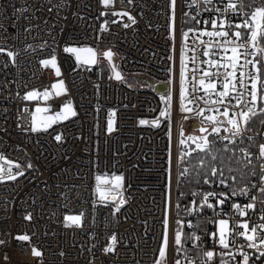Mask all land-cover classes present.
<instances>
[{
	"label": "built area",
	"instance_id": "1",
	"mask_svg": "<svg viewBox=\"0 0 264 264\" xmlns=\"http://www.w3.org/2000/svg\"><path fill=\"white\" fill-rule=\"evenodd\" d=\"M234 2L241 13L250 14L262 6L254 0ZM227 3L213 0L204 5L201 0L197 6L191 0H175L172 25L171 0H113L109 8L100 0H0V48L6 50L0 52V157L20 167L0 163L11 168L13 175L24 172L15 180L0 182V241H4L0 244V264H156L165 221L168 244L164 264H176L177 260L181 264H201L207 259L202 253L207 251L216 253L208 264H220V253L226 250L218 242L219 220H227L230 229L243 222L249 229L264 223L260 220L264 197L259 191L264 159L257 158L258 145L264 143V126L253 122V131L244 133L243 141L236 137L232 143L231 133L225 130L230 127L225 117L205 111L204 116L224 121L213 124L197 116L195 110H185L195 108L188 103L193 81L196 95H204L199 79L207 85L217 77L203 73L211 74L218 68L223 72L220 65L227 64L232 55L230 50L225 53L217 49L225 38L200 33L223 30L231 36L235 29L228 23L240 24L247 19L225 11ZM213 19L217 20L216 29L211 25ZM67 47L91 48L96 53L95 65H81L64 51ZM9 51L14 61L7 55ZM107 51L114 54L120 80L112 77L104 58ZM53 58L67 93L60 98L52 95L44 102L49 111L37 116L36 104L56 81L52 67L43 63ZM256 59H260L259 54ZM257 67L264 80V65ZM180 70L184 72L183 104L178 97ZM241 70L238 66L237 77ZM245 71H253L252 66ZM157 85L167 86L166 92L157 93ZM221 90L217 82L216 89L209 92ZM32 91L40 95L26 99ZM69 102L75 116L41 121L63 114L62 105ZM199 107L223 110V106L203 101H199ZM164 108L166 114L161 118ZM34 117L39 126L33 125ZM109 121L113 123L111 131ZM193 124L195 131L207 129L202 136L211 134L213 142L234 153L240 169L232 179L218 175L213 167L211 173L215 170L216 175L211 174L205 180L208 182H189L186 170L179 166V147L181 132L194 130L190 128ZM214 127L220 128L218 134ZM57 135L60 140L55 139ZM245 152L253 154L251 161ZM98 175L123 177L117 199L98 198L94 187ZM241 189L247 194L232 195ZM209 192L217 194L209 197L215 208L198 207L203 194ZM217 199L224 203L217 204ZM121 200L125 202L121 204ZM250 202L255 208L246 209L245 216L233 207ZM66 215L79 216V222L66 224ZM177 229L181 230L183 246L179 254L174 242ZM236 231L244 229L237 227ZM22 235L29 240L16 238ZM113 235L115 244L110 239ZM247 243L244 237H236L237 246ZM108 247L114 250L106 252ZM34 250L42 255L34 256ZM231 250L235 252L236 248ZM244 250L251 254L249 264H264V257L257 259L255 249ZM241 261L237 254L233 264Z\"/></svg>",
	"mask_w": 264,
	"mask_h": 264
},
{
	"label": "snow or ice",
	"instance_id": "2",
	"mask_svg": "<svg viewBox=\"0 0 264 264\" xmlns=\"http://www.w3.org/2000/svg\"><path fill=\"white\" fill-rule=\"evenodd\" d=\"M102 2L107 5L109 3V0H102ZM131 2V0H129ZM173 8L175 6V0H171ZM193 4H196L197 6L200 5L201 0H191ZM223 2V0H221ZM202 3L204 5H209L213 3V0H202ZM204 10H207L206 8ZM215 11H220L219 8L214 9ZM231 10L233 12H237L238 15L246 16L247 19H244L242 23L240 24H231V22L228 23L229 28H234L235 31L232 32L231 36H229L228 31H207L204 30L200 33V35L208 36V37H223L225 38L222 43L217 45L218 51H224L225 53L227 51H231L232 55L228 57V63L227 64H221L220 67L224 68L223 72L219 71V68L214 73H208L204 72V76H214L217 77L216 81L210 80L207 85H205V80L203 78L199 79L198 83L200 86L203 87L204 95H196V92L198 89L196 88L195 84L196 82L193 81V87L192 92L190 94V98L188 99V103L195 106V108H186L185 110L187 112L196 111L197 116H202L203 119L208 120L212 122L213 124L217 123H224V121H217L215 116H204L205 111H213L219 113L221 116L226 118V122L228 125H230L229 128L225 129L226 131L231 133L232 136V143H235L236 137H239L241 141L244 139V133L253 131V128L250 127L253 122L256 124H259L261 126H264V80L260 77V71L261 68L257 67V65H264V6L257 7L253 12L249 13H241L238 10L237 4L234 2V0H228V3L225 6V11ZM117 15H127V13H116ZM132 19L131 17H129ZM193 19H195V16H193ZM133 22H135L133 20ZM199 23V21H197ZM207 23V22H205ZM211 25L213 29L217 28V20L213 19L211 21ZM125 27H128L127 24L124 25ZM220 27H224V21L221 20ZM244 29V32H241L239 29ZM191 31V30H190ZM187 36V33H185V37ZM207 43L211 44L212 41L209 40ZM227 46H231L230 48ZM243 49V51H241ZM6 51L3 48H0V52ZM65 52H72L76 54V59L78 61H81V63H87V64H93L95 63V52L91 48H71L67 47L64 49ZM80 53H88L89 56L85 57L83 60H81ZM259 54L260 59L257 60L256 56ZM7 55L15 60V56L12 52H7ZM104 55L107 57V59L111 62L113 58V53L111 51H107L104 53ZM205 56L208 55V52L204 53ZM251 57V59L249 58ZM242 58V62H241ZM195 59V58H193ZM44 65L47 66L49 63L52 64L53 67L56 66L55 58H53L51 61L45 60L43 61ZM251 65L253 71H245L248 69V66ZM239 66L240 69H242L239 72V77H237V67ZM115 67V66H114ZM231 68L232 70L229 71L228 69ZM199 71V69H196ZM56 74L59 76L60 71L59 68H56ZM223 77L222 80H219V77ZM115 78L117 80L122 79L121 74L119 72L115 73ZM238 79V83H237ZM251 81V84L249 85L245 81ZM217 82L220 83L222 90L221 91H214L209 92V89L215 90L217 87ZM258 84L260 87L258 88ZM63 82L61 81L59 84L53 85V88H59L62 87ZM39 93L36 91L29 92L26 99H33L36 98ZM43 97L45 99L48 98L49 92L46 90L43 94ZM213 95L217 97L216 99H213ZM230 97V99H229ZM185 98L181 97V100L183 101ZM235 100L236 103L232 104L231 101ZM199 101H203L205 104L208 105H218L223 106V110H221V107H209L208 109H201L199 107ZM258 101L260 103H258ZM243 105V107H241ZM65 109H68L71 111L72 105L69 102L68 104L64 105ZM232 109H240L239 111H231ZM37 112L40 111H49V109H36ZM231 111V115H230ZM71 115L75 116V111H71ZM161 115H164V113H161ZM60 118H67L66 116H63L61 113H57L55 116L47 117L46 119L49 122H55L57 119ZM141 123H145V121H141ZM33 125H35V117L33 118ZM33 130H35V127H33ZM201 132L207 131L206 128H199L198 129ZM213 131L217 134L220 131L219 127H214ZM260 134V133H258ZM60 136L57 135L55 137L56 140H60ZM189 139H192L195 141L197 138L190 137ZM204 140V145L197 144V148H201L203 150L204 147L207 146V138H202ZM225 139H228V137H225ZM247 139L251 140L253 137L248 136ZM181 143L183 144L184 141L182 140ZM259 156L258 159H264V143L259 144ZM241 151H244L243 149ZM186 155H190V153H186ZM252 153L245 152V156L251 161ZM0 159H3V157H0ZM12 163V162H8ZM17 168H19V165H16ZM28 167H31L29 164ZM261 168L264 169V164L261 165ZM4 169L0 167V172H3ZM8 179L9 180H15L17 177L16 175H13L11 172V168L8 169ZM19 175H24L23 171H20L18 173ZM183 174V173H182ZM213 176L216 175V171L212 170L211 173ZM222 175V174H221ZM99 180L100 177H97ZM117 181H122L123 177H115ZM4 177L0 176V182H3ZM262 183L259 188V191L261 193V197H264V177H261ZM208 182V181H205ZM221 183H224L223 179L220 181ZM255 187V186H253ZM99 191V189H98ZM237 194H247L246 189H241L239 193L236 191L232 192V195ZM193 195H196L193 193ZM223 195L225 199H227L226 194H220ZM216 193H206L202 196V203L198 207L207 206L209 208H215V205L212 203H209V197H216ZM101 198H103V193H101ZM125 201L121 200L120 203L123 204ZM223 199H217V204H223ZM262 203H264V199H262ZM195 205V201L193 202ZM178 207V206H177ZM233 207L237 210V213L240 216H245L247 214L246 209H254L255 205L254 203H248L245 206H241L239 204H234ZM119 207L116 208V211L119 212ZM195 211V207L192 209ZM28 219H31V216L27 217ZM69 219H73L72 217H69ZM77 221H79V217L75 218ZM260 220L264 221V208L261 209V215ZM165 223V235L163 237V247L159 252V258L160 260H163L165 258V249L167 248L168 244V238H167V221ZM179 224V221L177 222ZM191 226V225H189ZM242 228L244 231L237 232L236 228ZM259 230V231H258ZM213 238H216V233L211 234ZM244 237V239L248 242L246 245L242 244L237 246L236 244V237ZM18 240L27 241L29 240V237L27 235H22L16 237ZM193 238V237H189ZM230 238V242H229ZM113 242V244L116 243V236L113 235L110 238ZM194 239L196 241L200 240L199 236H194ZM175 245L178 246L177 252L178 254L183 251V246L181 244V230L177 229L175 232V238H174ZM219 244L222 246L223 249L226 251L221 252V261L220 264H233L234 261H236V256L239 254L240 257H242V261L240 264H249V260L251 258V254L245 251V248H251L255 249V252L258 254L257 259L259 257H264V223H258L249 229V224L247 222H243L240 224H233L231 229L229 228V222L227 220L221 219L219 220V238H218ZM4 241H0V244H3ZM235 247L236 251L233 252L231 248ZM114 249L113 247H108L106 249V252H112ZM34 255L39 257L42 255L41 252L34 250ZM203 257H206V260H202L201 264H208V261H211L212 258L216 255L213 251H207L202 253ZM224 257H229L230 259H225ZM188 258L185 256V260ZM156 264H160V261L157 260ZM176 264H181L180 260L176 261ZM189 264H194L193 261H189Z\"/></svg>",
	"mask_w": 264,
	"mask_h": 264
},
{
	"label": "trees",
	"instance_id": "3",
	"mask_svg": "<svg viewBox=\"0 0 264 264\" xmlns=\"http://www.w3.org/2000/svg\"><path fill=\"white\" fill-rule=\"evenodd\" d=\"M264 6V0H254ZM207 146L201 150L194 142L186 139L180 143L179 147V166L185 169L190 183H203L211 178V168L216 167L218 175H224L229 179L234 177L235 171L240 169L239 163L230 149H225L217 145L212 140V135L207 134ZM181 137V141L183 140ZM204 138V137H203ZM185 139V138H184ZM203 141V139H202ZM190 153V155H186Z\"/></svg>",
	"mask_w": 264,
	"mask_h": 264
},
{
	"label": "rangeland",
	"instance_id": "4",
	"mask_svg": "<svg viewBox=\"0 0 264 264\" xmlns=\"http://www.w3.org/2000/svg\"><path fill=\"white\" fill-rule=\"evenodd\" d=\"M112 3H113V0H109V3L107 5H105L102 0H100V4L105 7V8H109L112 6ZM173 20H174V8H173V5H172V13H171V21H172V25H173ZM52 59H49V61H51ZM48 65H50L54 71V75L56 77V81H54L51 85H50V90H47L49 92V96L47 99H45L43 97V95L41 96L40 98V101L36 104L35 106V109H34V112L37 116H40L42 114V112L44 111H40V112H37L36 109L37 108H40V109H45V106H44V102L47 101L49 98H51V96H55L56 98H60V97H63L66 93H67V90H66V87H65V83L64 81L61 79V74L58 76L56 74V68H58L57 64L55 67L52 66L51 63H49ZM180 73V76H179V91H178V97H179V101L181 104H183L184 101L181 100V97L183 95L184 97V72L183 71H179ZM63 82V85L62 87H59V88H53V85H56V84H59L60 82ZM45 92V91H44ZM66 105V104H64ZM64 105H62V112H63V115L66 116L67 118L71 117V111H74L73 110V106L71 108V111L68 110V109H65L64 108ZM65 118V119H67ZM41 121L45 122V121H48L47 119L43 118L41 119ZM34 126H39V123L35 120V125ZM113 123L112 121H109L108 122V131H111L113 128ZM183 133V141L186 139L188 140H191V142H194L195 146L197 147V144H200V145H204V140L202 141V138L205 137V136H202L200 131H195L194 130H189L188 129H183V131L181 132ZM190 137H195L197 138L195 141H193L192 139H189ZM0 167H2L4 169L3 172H0V176H3L5 171L8 169L7 166L3 165L0 163ZM97 177H100V179L98 180ZM115 177H118V176H106V175H98V176H95V179H94V187H95V191L97 193V196L98 198L101 200V201H112L114 199H117L119 196H118V192L121 188V181H117L115 179ZM99 189V191H98ZM101 193H103V198H101ZM69 217H72L73 219H69ZM76 217H79V216H76V215H66L65 216V219H64V222L66 224H76L78 223L79 221H77L75 218ZM163 247V244L161 246V249ZM160 249V250H161ZM165 252H166V249H165ZM33 255H34V251H33ZM35 256V255H34ZM159 261H160V264H164L165 262V258L163 260H160L159 258Z\"/></svg>",
	"mask_w": 264,
	"mask_h": 264
},
{
	"label": "water",
	"instance_id": "5",
	"mask_svg": "<svg viewBox=\"0 0 264 264\" xmlns=\"http://www.w3.org/2000/svg\"><path fill=\"white\" fill-rule=\"evenodd\" d=\"M68 53L72 54L74 56V58L76 59V54L75 53H72V52H68ZM80 55H81V60H83L85 57L89 56L88 53H80ZM104 58L107 60V62L109 63V65H110V67L112 69V72H113L112 77L115 80H117L115 78V73L118 72V71L116 69V62H115L114 57L112 58V61L111 62L107 59V57L105 55H104ZM76 61L78 63H80L81 65H84V66H94L95 65V63H93V64L81 63V61H78L77 59H76ZM95 62H96V53H95ZM166 90H167V86H165V85H157L156 86V92L159 93V94H164L166 92ZM163 102H164V104L166 103V98H163ZM162 113H164V115H161V118L165 117V114H166L165 108L163 109V112ZM153 125L156 126L157 125V122L153 123ZM190 128L191 129H196V125L193 124V125L190 126ZM200 133H203V132L200 131ZM0 162L3 163V164L9 165V166H16L13 163H11V164L8 163L9 161H7L5 159H0ZM19 176H20L19 174L16 175L17 178ZM6 181H10V180L8 178H6V179L3 180V182H6Z\"/></svg>",
	"mask_w": 264,
	"mask_h": 264
}]
</instances>
